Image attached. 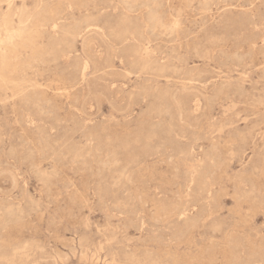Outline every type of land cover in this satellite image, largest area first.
I'll list each match as a JSON object with an SVG mask.
<instances>
[{
	"label": "rangeland",
	"instance_id": "obj_1",
	"mask_svg": "<svg viewBox=\"0 0 264 264\" xmlns=\"http://www.w3.org/2000/svg\"><path fill=\"white\" fill-rule=\"evenodd\" d=\"M263 108L264 0H0V264H264Z\"/></svg>",
	"mask_w": 264,
	"mask_h": 264
},
{
	"label": "bare ground",
	"instance_id": "obj_2",
	"mask_svg": "<svg viewBox=\"0 0 264 264\" xmlns=\"http://www.w3.org/2000/svg\"><path fill=\"white\" fill-rule=\"evenodd\" d=\"M157 1V0H156ZM163 1V0H162ZM166 1V0H165ZM38 2V1H37ZM135 2V1H134ZM221 2V1H220ZM163 3V2H162ZM218 3V2H217ZM213 4V3H212ZM123 5V4H122ZM160 5V4H159ZM120 7V6H119ZM127 7H129V6H127ZM205 8V7H204ZM213 8V7H212ZM72 9V8H71ZM129 9V8H128ZM127 9V10H128ZM147 9V8H146ZM58 10V9H57ZM138 11V10H137ZM145 11V10H144ZM174 11V10H173ZM212 11V10H211ZM222 11V10H221ZM223 11H225V10H223ZM130 12V11H129ZM259 12V11H258ZM137 13V12H136ZM150 14V13H149ZM158 14V13H157ZM157 14H152V16H151V18L153 19V21H155V23L156 22H159L160 21V17L157 15ZM248 14V13H247ZM246 14V15H247ZM147 15V14H146ZM232 16H234V15H232ZM240 16V15H239ZM238 16V17H239ZM242 16V15H241ZM139 17V16H138ZM147 17H149V16H147ZM218 18V17H217ZM214 19V18H213ZM143 20V19H142ZM221 20V19H220ZM258 20V19H257ZM165 22V21H164ZM163 22V23H164ZM148 23H149V21H148ZM152 23V22H151ZM159 24V23H158ZM261 24V23H260ZM118 25V24H117ZM200 25V24H199ZM203 25V24H202ZM235 26V25H234ZM77 27H79V26H77ZM82 27V26H81ZM123 27V26H122ZM121 27V28H122ZM150 27V26H149ZM152 27H154V26H152ZM72 28V27H71ZM120 27H119V31L120 32H122L123 31V29H121ZM155 28V27H154ZM178 28V27H177ZM186 28V27H185ZM79 29V28H78ZM77 29V30H78ZM81 29V28H80ZM79 29V30H80ZM164 29V28H163ZM70 30V29H69ZM73 30V29H72ZM99 30V29H98ZM161 30V29H160ZM189 30V29H188ZM115 31V30H114ZM137 31V30H136ZM180 31H182V30H180ZM236 31V30H235ZM70 33H71V31H69ZM117 32V31H116ZM81 33V32H80ZM243 33V32H242ZM118 34H120L119 32H118ZM136 34H137V32H136ZM171 34V33H170ZM73 35H74V33H73ZM115 35H116V33H115ZM121 35V34H120ZM139 35V34H138ZM160 35V34H159ZM167 35V34H166ZM147 36V35H146ZM170 36V35H169ZM248 36V35H247ZM74 37V36H73ZM72 37V38H73ZM244 37V36H243ZM77 38V37H76ZM193 38V37H192ZM241 38V37H240ZM74 39V38H73ZM125 40V39H124ZM138 41V40H137ZM252 41V40H251ZM173 42V41H172ZM193 42H194V40H193ZM257 42V41H256ZM263 42V41H262ZM74 43H75V41H74ZM73 43V44H74ZM240 43V42H239ZM197 44V43H196ZM228 44V43H227ZM105 45V44H104ZM109 45V44H108ZM69 46V45H68ZM208 46V45H207ZM191 47V46H190ZM71 48V47H70ZM135 48V47H134ZM250 49V48H249ZM190 50V49H189ZM212 50V49H211ZM83 51V50H82ZM256 52V51H255ZM187 53V52H186ZM252 53V52H251ZM261 53V52H260ZM130 54V53H129ZM137 54V53H136ZM146 54V53H145ZM151 54V53H150ZM155 55V54H154ZM137 56V55H136ZM243 56V55H242ZM263 57V56H262ZM230 58V57H229ZM239 58V57H238ZM120 59V58H119ZM241 59V58H240ZM223 60V59H222ZM134 62V61H133ZM252 64V63H251ZM78 65V64H77ZM83 65V64H82ZM125 65V64H124ZM241 67V66H240ZM245 67V66H244ZM79 68V67H78ZM224 68V67H223ZM228 68V67H227ZM88 69H89V64H88V62H85L84 63V65H83V68H82V70H80V68L78 69V70H80V71H78V72H80V76L82 77V79L83 80H85L86 79V75H87V72H88ZM133 69H134V67H133ZM113 70V69H112ZM170 70V69H169ZM223 70V69H222ZM71 71V70H70ZM136 71H137V69H136ZM129 72V71H128ZM135 72V71H134ZM236 72V71H235ZM256 72V71H255ZM98 73V72H97ZM102 73V72H101ZM222 73V72H221ZM231 73V72H230ZM70 74V73H69ZM139 74V73H138ZM223 74V73H222ZM125 75V74H124ZM197 75V74H196ZM221 75V74H220ZM229 75V74H228ZM240 75V74H239ZM92 76V75H91ZM97 76V75H96ZM207 76V75H206ZM136 77V76H135ZM226 77V76H225ZM56 78V77H55ZM81 79V78H80ZM217 79V78H216ZM87 81V80H86ZM215 81V80H214ZM226 81V80H225ZM198 83V82H197ZM71 84V83H70ZM218 84V83H217ZM213 85V84H212ZM226 85V84H225ZM224 85V86H225ZM237 85V84H236ZM256 85V84H255ZM227 86V85H226ZM236 87V86H235ZM107 88V87H106ZM222 88V87H221ZM234 88V87H233ZM156 89V88H155ZM232 89V88H231ZM237 89V88H236ZM235 89V90H236ZM252 89H253V87H252ZM145 91V90H144ZM162 91V90H161ZM237 91V90H236ZM253 91V90H252ZM227 93V92H226ZM156 94V93H155ZM213 96V95H212ZM260 96V95H259ZM160 98V97H159ZM63 99V98H62ZM222 99V98H221ZM207 102V101H206ZM263 106V105H262ZM131 108V107H130ZM160 108V107H159ZM264 109V108H263ZM264 113V112H263ZM78 119V118H77ZM255 119V118H254ZM216 124V123H215ZM261 124V123H260ZM86 128V127H85ZM102 129V128H101ZM209 130V129H208ZM114 132V131H113ZM254 133V132H253ZM205 134V133H204ZM252 134V133H251ZM248 135V134H247ZM206 136V135H205ZM106 137V136H105ZM239 137V136H238ZM97 138V137H96ZM242 138V137H241ZM178 139V138H177ZM248 139V138H247ZM235 141V140H234ZM238 141V140H237ZM262 141V140H261ZM87 142V141H86ZM101 142V141H100ZM39 144V143H38ZM111 145V144H110ZM90 146V145H89ZM237 146V145H236ZM217 147H218V145H217ZM262 147V146H261ZM11 149V148H10ZM77 150V149H76ZM46 151V150H45ZM213 151V150H212ZM76 152V151H75ZM242 152V151H241ZM89 153V152H88ZM95 153H96V151H95ZM180 153V152H179ZM62 154V153H61ZM58 155V154H57ZM91 155V154H90ZM79 156V155H78ZM106 156V155H105ZM27 157V156H26ZM62 158V157H61ZM100 158V157H99ZM114 158V157H113ZM27 159H28V157H27ZM30 159H31V157H30ZM55 159V158H54ZM81 159V158H80ZM81 160H83V159H81ZM31 161V160H30ZM84 161V160H83ZM203 162V161H202ZM211 162V161H210ZM205 163V162H204ZM216 163V162H215ZM113 164V163H112ZM117 165H118V163H116ZM85 165V164H84ZM89 165V164H88ZM110 165V164H109ZM205 166V165H204ZM210 166V165H209ZM32 168V167H31ZM114 168V167H113ZM54 169V168H53ZM34 171V170H33ZM47 172V171H46ZM134 172V171H133ZM198 172V171H197ZM13 175V174H12ZM99 175V174H98ZM190 175V174H189ZM194 175H195V173H194ZM40 176V175H39ZM46 176V175H45ZM48 176V175H47ZM50 176H52V175H50ZM57 176V175H56ZM123 176V175H122ZM188 176V175H187ZM42 177V176H41ZM126 177V176H125ZM204 177V176H203ZM208 178V177H207ZM41 179V178H40ZM193 181V180H192ZM43 182V181H42ZM49 184V183H48ZM193 184V183H192ZM203 188V187H202ZM258 189V188H257ZM202 190V189H201ZM190 191V190H189ZM204 191V190H203ZM202 191V192H203ZM201 192V191H200ZM205 193V192H204ZM190 195V194H189ZM258 195H259V193H258ZM124 196V195H123ZM181 198V197H180ZM180 201V200H179ZM189 202V201H188ZM196 202V201H195ZM205 202V201H204ZM33 203H35V201L33 202ZM110 203V202H109ZM38 204V203H37ZM120 205V204H119ZM263 205V204H262ZM29 206V205H28ZM26 207V206H25ZM38 207V206H37ZM36 207V208H37ZM195 207V206H194ZM220 207V206H219ZM2 208V207H1ZM8 208V207H7ZM16 208V207H15ZM130 208V207H129ZM180 208V207H179ZM23 209V208H22ZM1 210V209H0ZM6 210V209H5ZM10 210H11V208H10ZM24 210V209H23ZM39 210V209H38ZM197 210V209H196ZM3 211V210H2ZM89 211V210H88ZM124 211V210H123ZM184 211V210H183ZM186 211V210H185ZM15 211L14 210H12V211H10L9 212V214H13ZM17 212V211H16ZM15 212V213H16ZM37 212V211H36ZM133 212V211H132ZM202 212V211H201ZM22 213V212H21ZM40 213V212H39ZM43 213V212H42ZM42 213H41V215H42ZM125 213V212H124ZM180 214V213H179ZM182 214V213H181ZM185 214V213H184ZM204 214H205V211H204ZM25 215V214H24ZM37 215V214H36ZM127 215V214H126ZM8 216V215H7ZM174 216V215H173ZM172 216V217H173ZM180 216V215H179ZM183 217V216H182ZM118 218V217H117ZM168 218V217H167ZM170 218H171V216H170ZM187 218V217H186ZM86 219V218H85ZM127 219V218H126ZM180 219V218H179ZM7 220H9V219H7ZM82 221V220H81ZM85 222H87V221H85ZM121 222V221H120ZM205 222V221H204ZM22 223V222H21ZM215 223V222H214ZM16 224V223H15ZM159 224V223H158ZM107 226V225H106ZM129 226V225H128ZM192 226V225H191ZM206 226V225H205ZM221 226V225H220ZM110 227V226H109ZM116 227V226H115ZM143 227V226H142ZM152 228V227H151ZM142 229V228H141ZM182 230V229H181ZM189 230V229H188ZM56 231V230H55ZM180 231V230H179ZM208 231V230H207ZM180 233V232H179ZM118 234V233H117ZM100 235V234H99ZM155 235V234H154ZM159 235V234H158ZM191 235V234H190ZM117 236V235H116ZM105 237V236H104ZM114 237V236H113ZM83 238V237H82ZM151 238V237H150ZM177 240V239H176ZM164 243V242H163ZM173 243V242H172ZM189 243V242H188ZM18 244V243H17ZM152 244V243H151ZM55 248V247H54ZM101 248H102V246H101ZM25 249V248H24ZM18 251V250H17ZM135 252V251H134ZM234 252V251H233ZM96 253V252H95ZM18 254H21V255H24L25 254V250H22L21 252H18ZM158 254H159V252H158ZM256 254V253H255ZM162 255V254H161ZM114 256V255H113ZM24 257H26V256H24ZM94 257V256H93ZM138 260V259H137ZM152 260V259H151ZM150 260V261H151ZM243 260V259H242ZM234 261V260H233ZM152 262V261H151ZM139 263V262H138ZM223 263V262H222ZM147 264V263H146Z\"/></svg>",
	"mask_w": 264,
	"mask_h": 264
}]
</instances>
